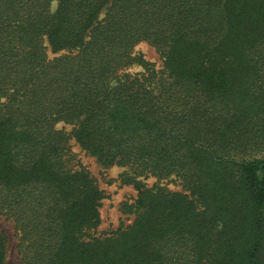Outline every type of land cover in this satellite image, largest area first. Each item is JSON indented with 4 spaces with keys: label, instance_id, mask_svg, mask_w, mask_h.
<instances>
[{
    "label": "trees",
    "instance_id": "obj_1",
    "mask_svg": "<svg viewBox=\"0 0 264 264\" xmlns=\"http://www.w3.org/2000/svg\"><path fill=\"white\" fill-rule=\"evenodd\" d=\"M71 139L133 172L130 225ZM0 219L19 264H264V0H0Z\"/></svg>",
    "mask_w": 264,
    "mask_h": 264
},
{
    "label": "rangeland",
    "instance_id": "obj_2",
    "mask_svg": "<svg viewBox=\"0 0 264 264\" xmlns=\"http://www.w3.org/2000/svg\"><path fill=\"white\" fill-rule=\"evenodd\" d=\"M133 53L153 65L156 69L161 68L162 63L158 54L148 44L142 42L135 46ZM138 66H133L126 70V73L135 74L141 72ZM59 129H64L69 133L72 129L68 125H58ZM71 150L75 155V162L81 166L95 180L98 188L102 191V201L99 208L100 226L98 232H114L118 228H124L131 224L133 216L122 212L123 204H132L136 197V191L128 183L134 177L131 170L116 166H107L83 151L72 139L70 140ZM146 188H151L156 184L153 178H137ZM171 191L179 190V187L172 179L161 183ZM0 235L7 240L6 264H19V256L16 251V238L13 226L10 222L0 219Z\"/></svg>",
    "mask_w": 264,
    "mask_h": 264
}]
</instances>
